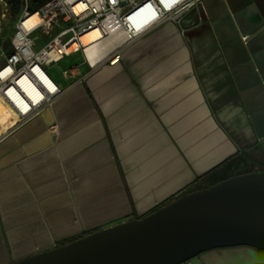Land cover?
Instances as JSON below:
<instances>
[{"label":"crops","instance_id":"obj_1","mask_svg":"<svg viewBox=\"0 0 264 264\" xmlns=\"http://www.w3.org/2000/svg\"><path fill=\"white\" fill-rule=\"evenodd\" d=\"M96 46L46 66L62 96L0 143V264L144 218L228 159L264 169V0H205L181 26ZM183 264L264 254L222 248Z\"/></svg>","mask_w":264,"mask_h":264},{"label":"water","instance_id":"obj_2","mask_svg":"<svg viewBox=\"0 0 264 264\" xmlns=\"http://www.w3.org/2000/svg\"><path fill=\"white\" fill-rule=\"evenodd\" d=\"M242 246L264 254V171L234 176L144 218L14 264H183L208 251Z\"/></svg>","mask_w":264,"mask_h":264},{"label":"built area","instance_id":"obj_3","mask_svg":"<svg viewBox=\"0 0 264 264\" xmlns=\"http://www.w3.org/2000/svg\"><path fill=\"white\" fill-rule=\"evenodd\" d=\"M205 0H50L32 12L25 0L21 19L12 40L14 50L0 62V103L9 112L0 123V143L38 118L51 107L63 91L46 71V66L78 52L85 46L81 38L99 30L102 38L122 35L132 43L148 30L173 22L181 26L184 16L198 10ZM38 14L40 23L28 28L26 21ZM63 22V25L60 24ZM59 33L36 49L33 35ZM78 47L70 50L72 45ZM0 53L3 50L0 48ZM120 59L115 53L109 60L114 66ZM56 126L50 128L56 132Z\"/></svg>","mask_w":264,"mask_h":264},{"label":"rangeland","instance_id":"obj_4","mask_svg":"<svg viewBox=\"0 0 264 264\" xmlns=\"http://www.w3.org/2000/svg\"><path fill=\"white\" fill-rule=\"evenodd\" d=\"M43 2L44 5L40 6V1L28 0L29 9L31 11H38L43 8L49 0H43ZM23 4L25 6V0H23ZM24 6L22 11L16 14L13 6L7 4L6 0H0V48L3 50V53H0V62L3 61L4 55L10 54L14 50L12 40L16 32V27L21 19ZM60 24L63 25V22H60ZM59 31V28H54L48 34L44 32L34 34L33 39L36 44V49L48 44ZM52 73L63 78L62 70L59 67L53 66Z\"/></svg>","mask_w":264,"mask_h":264},{"label":"trees","instance_id":"obj_5","mask_svg":"<svg viewBox=\"0 0 264 264\" xmlns=\"http://www.w3.org/2000/svg\"><path fill=\"white\" fill-rule=\"evenodd\" d=\"M36 1H40V6L44 5L43 0H36ZM6 2H7V4L14 7V11L16 14L21 12L23 9V6H24L23 0H6ZM32 12H35V11H32ZM262 171H264V169H262L260 172H262ZM251 172L252 171L245 170L243 168L241 160L233 159V158L228 159L225 162H223L221 165L217 166L216 168H214L213 170L208 172L207 174L198 178V180L196 181V183L193 186H191L185 192L180 194V196L170 200L166 205L175 201L177 198H179L183 195L202 190L203 188H209L213 185H216V184H218L224 180L230 179L234 176L244 175V174L251 173ZM158 209H156V210H158ZM156 210H154L153 212H155ZM66 244H68V243H66ZM66 244H62V245H66Z\"/></svg>","mask_w":264,"mask_h":264},{"label":"bare ground","instance_id":"obj_6","mask_svg":"<svg viewBox=\"0 0 264 264\" xmlns=\"http://www.w3.org/2000/svg\"><path fill=\"white\" fill-rule=\"evenodd\" d=\"M40 18L38 14H34L32 17H30L26 21V26L28 28L35 26L36 24L40 23ZM102 39V34L99 30H93L89 32L88 34H85L81 38V43L87 47V55L89 56L90 59H92L95 56V53L97 52V43ZM78 45L74 44L70 48V50H73L77 48ZM101 52V51H100ZM96 61L92 63V65H95Z\"/></svg>","mask_w":264,"mask_h":264}]
</instances>
